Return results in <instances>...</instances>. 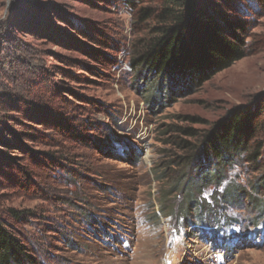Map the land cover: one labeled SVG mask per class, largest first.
Instances as JSON below:
<instances>
[{
  "label": "rangeland",
  "instance_id": "374dc122",
  "mask_svg": "<svg viewBox=\"0 0 264 264\" xmlns=\"http://www.w3.org/2000/svg\"><path fill=\"white\" fill-rule=\"evenodd\" d=\"M215 1L244 57L160 89L130 66L155 0H0V222L36 264H264V153L186 204L199 136L264 99V0Z\"/></svg>",
  "mask_w": 264,
  "mask_h": 264
},
{
  "label": "trees",
  "instance_id": "16d2710c",
  "mask_svg": "<svg viewBox=\"0 0 264 264\" xmlns=\"http://www.w3.org/2000/svg\"><path fill=\"white\" fill-rule=\"evenodd\" d=\"M123 1L131 9L141 4V0ZM155 1L156 8L138 10L139 20H150L152 26L146 37L134 46L130 66L133 71L147 75L160 89L171 79L201 81L205 76L228 69L244 57L242 40L236 35L238 24L215 0ZM187 133L196 137L192 130ZM199 138L202 159L198 160L195 154L184 159L185 166L189 165L194 171L192 177L186 176L184 184L186 190L190 189L187 196L190 201L208 186H221L224 167L242 160L254 164L262 157L264 99L255 109L232 113ZM262 179L264 182V174ZM241 195L239 187L232 184L220 197L235 202ZM188 203L194 201L188 200ZM11 214L17 216L15 211ZM205 217V214L199 216L200 224ZM0 264H36L14 230L1 222Z\"/></svg>",
  "mask_w": 264,
  "mask_h": 264
}]
</instances>
